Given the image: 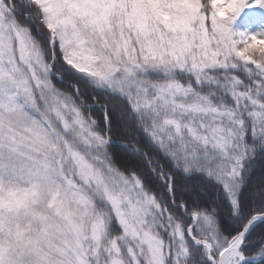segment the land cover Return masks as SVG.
<instances>
[{
  "label": "snow or ice",
  "instance_id": "snow-or-ice-1",
  "mask_svg": "<svg viewBox=\"0 0 264 264\" xmlns=\"http://www.w3.org/2000/svg\"><path fill=\"white\" fill-rule=\"evenodd\" d=\"M0 264H264V0H0Z\"/></svg>",
  "mask_w": 264,
  "mask_h": 264
}]
</instances>
